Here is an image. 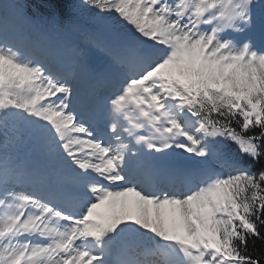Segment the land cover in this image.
Instances as JSON below:
<instances>
[{
  "label": "snow or ice",
  "instance_id": "6c2138e0",
  "mask_svg": "<svg viewBox=\"0 0 264 264\" xmlns=\"http://www.w3.org/2000/svg\"><path fill=\"white\" fill-rule=\"evenodd\" d=\"M257 242L264 0H0V264H264Z\"/></svg>",
  "mask_w": 264,
  "mask_h": 264
},
{
  "label": "trees",
  "instance_id": "16d2710c",
  "mask_svg": "<svg viewBox=\"0 0 264 264\" xmlns=\"http://www.w3.org/2000/svg\"><path fill=\"white\" fill-rule=\"evenodd\" d=\"M29 2L33 4L34 10H35V6L37 4H40L41 3V0H29ZM233 147H235V146H233ZM256 248H257V253H259L261 250H264V246H262L260 244V242H257Z\"/></svg>",
  "mask_w": 264,
  "mask_h": 264
},
{
  "label": "rangeland",
  "instance_id": "374dc122",
  "mask_svg": "<svg viewBox=\"0 0 264 264\" xmlns=\"http://www.w3.org/2000/svg\"><path fill=\"white\" fill-rule=\"evenodd\" d=\"M65 58H66V56H65ZM63 63L66 64L67 62H64V61H63Z\"/></svg>",
  "mask_w": 264,
  "mask_h": 264
}]
</instances>
